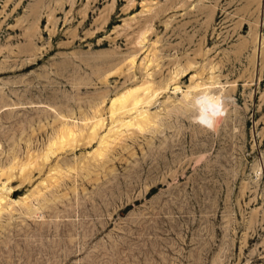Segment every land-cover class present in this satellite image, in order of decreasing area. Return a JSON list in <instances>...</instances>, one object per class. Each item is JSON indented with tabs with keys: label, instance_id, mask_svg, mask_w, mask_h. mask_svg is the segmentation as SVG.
<instances>
[{
	"label": "rangeland",
	"instance_id": "374dc122",
	"mask_svg": "<svg viewBox=\"0 0 264 264\" xmlns=\"http://www.w3.org/2000/svg\"><path fill=\"white\" fill-rule=\"evenodd\" d=\"M143 80L164 87L146 130L104 161L83 138L44 160L94 109L104 134L110 99ZM197 82L226 105L216 132ZM3 185L0 264H264V0H0Z\"/></svg>",
	"mask_w": 264,
	"mask_h": 264
},
{
	"label": "bare ground",
	"instance_id": "6f19581e",
	"mask_svg": "<svg viewBox=\"0 0 264 264\" xmlns=\"http://www.w3.org/2000/svg\"><path fill=\"white\" fill-rule=\"evenodd\" d=\"M141 37L143 38V36ZM133 63H134V58H130L129 65H132ZM143 81L142 83L140 82L138 85H131L129 87L124 88L123 90L117 92L114 95V97L110 99V104L108 107V113H109L108 116L110 117L111 126L107 129V131L104 134L101 135L102 129H104L103 127L104 125H106L104 121L105 119L101 116V113H98L97 109L96 110L94 109V114H92V116L89 119L90 124H88L89 122H87V124L84 125V127L87 128L86 132H84L83 129H76L75 125H68L67 122H64V124L59 129H57L55 134L50 139L46 151L42 156L44 160H47L49 157L55 155L59 151H63V150L65 151V149L67 148L73 149L74 147L77 146L78 142L83 138L86 139V143H90L96 139L98 140V145L96 149H94V151L92 152V156L93 159L94 158L96 159V161L99 160L98 162H100L101 160L104 161L106 154L109 152V150H111V148H113L114 150L115 148L114 146H116L118 142H120L123 138L127 137L128 131H131V133L133 134L134 132L141 133L144 130H146L145 128H147L152 123L154 118L153 115H151L150 112H148L149 108L147 106L154 101L153 100L154 97H157L161 93L160 90L164 89V87L160 88L159 86L160 84L158 85L159 87H154V85L156 86V84L154 85L150 84L151 81L150 82H148L149 80H146L144 82ZM203 85L204 84L198 82L194 86L191 85L193 91L195 90L194 95H192L193 96L192 100H194V102L197 104V113L195 115V118L196 120L199 121V123L202 125V128L204 130H213L216 132L218 130L220 122L223 119L226 105L222 100V95L220 94V92L212 93L208 91L206 87L201 88L203 87ZM177 88L178 86L175 87V89ZM188 88H190V86ZM142 105H146L148 109L143 110L142 107L144 106ZM125 118H129V119L126 120ZM84 120L87 121L88 117H84ZM202 157L203 155L200 154L198 156V159ZM173 159L176 162L178 169L180 168L183 169L182 163L184 162H181L182 160L177 155ZM206 162L208 161H205V163ZM193 163H195V161ZM208 164L209 163H207V165ZM30 165H31V161L21 164L19 166V168L21 169V173H25L27 170H29L31 168ZM191 166L193 167V165ZM9 168L19 169L18 167H9ZM57 168L58 167L56 166L55 167L56 176L55 175L50 176V179H54L53 182H57L60 179V177L63 176L62 170L60 168L59 169ZM169 168L170 167L167 166V172ZM69 169L71 170L74 168L70 167ZM183 170H181L182 171L180 173L181 176L184 174ZM174 171H172V173H165L162 176L163 178L160 184H163V182L166 181L167 176H170V180L178 181L180 176L176 171L175 172ZM154 181L156 182V180ZM6 188L7 187L3 185L0 189L7 190ZM154 188L156 187H151L149 189V193H151L154 190ZM7 195H9V191L5 195H3V192H0V213L4 210V207H8V204H10V202L8 203V201L6 200ZM25 199L26 198H23V200Z\"/></svg>",
	"mask_w": 264,
	"mask_h": 264
}]
</instances>
